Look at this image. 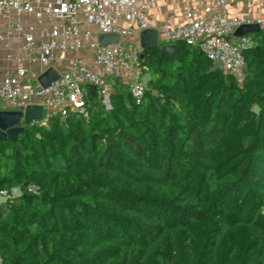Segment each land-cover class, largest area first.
Wrapping results in <instances>:
<instances>
[{"label": "trees", "instance_id": "16d2710c", "mask_svg": "<svg viewBox=\"0 0 264 264\" xmlns=\"http://www.w3.org/2000/svg\"><path fill=\"white\" fill-rule=\"evenodd\" d=\"M240 85L184 42L144 49L140 102L115 86L0 142L2 264H264V35ZM255 109L258 112L255 113Z\"/></svg>", "mask_w": 264, "mask_h": 264}, {"label": "built area", "instance_id": "2783aa9c", "mask_svg": "<svg viewBox=\"0 0 264 264\" xmlns=\"http://www.w3.org/2000/svg\"><path fill=\"white\" fill-rule=\"evenodd\" d=\"M157 0H0V112L40 106L42 119L29 127H47L71 113L88 117L91 98L112 110L116 80L140 102L143 85L140 33L153 29L148 13ZM231 0H210L198 13L189 2L185 19L156 30L159 45L184 42L200 51L241 85L243 51L254 46L249 35L236 36L243 25H256L264 35V13L254 20L231 16ZM102 36L119 40L101 45ZM54 69L57 79L43 87L39 78ZM23 124V118L21 119ZM7 196L5 192L0 193ZM0 264L1 260H0Z\"/></svg>", "mask_w": 264, "mask_h": 264}, {"label": "water", "instance_id": "95a60500", "mask_svg": "<svg viewBox=\"0 0 264 264\" xmlns=\"http://www.w3.org/2000/svg\"><path fill=\"white\" fill-rule=\"evenodd\" d=\"M259 28L256 25H243L236 31V36L250 35L252 33H258ZM140 44L143 49L154 50L160 49L161 56L160 59L164 62L173 63L175 60V55L178 52V45H159V35L155 29H149L142 31L140 33ZM119 40L117 36H102L100 38V43L103 46L115 43ZM200 51V49H198ZM217 71H223L222 64H214L212 68L208 71V74ZM57 79V73L54 69L48 70L46 73L40 76L39 82L43 87H48L54 80ZM152 81L151 74H147L143 77V85L147 89ZM117 85H122L121 79L116 80ZM255 113L258 109H255ZM23 118V124L29 126L34 120L42 119V108L40 106H28L25 109L24 115L21 111L17 112H0V142L12 141L16 142L18 135L24 131V127L21 125V119ZM13 196H2L0 195V204L7 203L8 200L12 198H19L22 195L21 188H15L12 191Z\"/></svg>", "mask_w": 264, "mask_h": 264}, {"label": "crops", "instance_id": "0c3cea01", "mask_svg": "<svg viewBox=\"0 0 264 264\" xmlns=\"http://www.w3.org/2000/svg\"><path fill=\"white\" fill-rule=\"evenodd\" d=\"M187 2L191 3L199 14L203 7L210 4V0H157L148 13L149 24L156 30H161L166 25L176 26L185 19ZM229 13L231 16L254 20L264 13V0H231Z\"/></svg>", "mask_w": 264, "mask_h": 264}, {"label": "rangeland", "instance_id": "374dc122", "mask_svg": "<svg viewBox=\"0 0 264 264\" xmlns=\"http://www.w3.org/2000/svg\"><path fill=\"white\" fill-rule=\"evenodd\" d=\"M94 100H97L96 98H94Z\"/></svg>", "mask_w": 264, "mask_h": 264}]
</instances>
